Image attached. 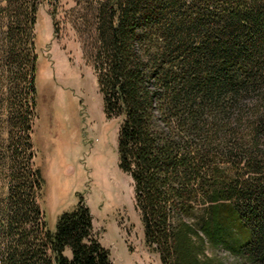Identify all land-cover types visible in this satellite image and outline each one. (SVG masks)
<instances>
[{"label":"trees","instance_id":"obj_1","mask_svg":"<svg viewBox=\"0 0 264 264\" xmlns=\"http://www.w3.org/2000/svg\"><path fill=\"white\" fill-rule=\"evenodd\" d=\"M0 0V264H114L83 197L50 230L33 169L36 25ZM92 56L119 167L161 264H264V0H94Z\"/></svg>","mask_w":264,"mask_h":264},{"label":"rangeland","instance_id":"obj_2","mask_svg":"<svg viewBox=\"0 0 264 264\" xmlns=\"http://www.w3.org/2000/svg\"><path fill=\"white\" fill-rule=\"evenodd\" d=\"M95 6L94 0H46L38 13L32 168L44 177L39 204L53 231L61 215L74 211L83 197L114 264H161L145 243L133 182L119 167L120 120L104 113L92 64ZM1 91L0 139H6ZM5 175L0 170V199L9 188Z\"/></svg>","mask_w":264,"mask_h":264}]
</instances>
